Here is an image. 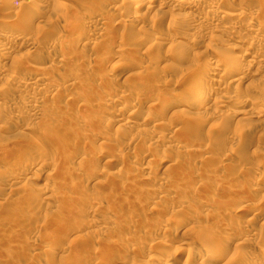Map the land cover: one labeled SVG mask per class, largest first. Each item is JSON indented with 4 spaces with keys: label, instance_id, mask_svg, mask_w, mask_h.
I'll return each mask as SVG.
<instances>
[{
    "label": "rangeland",
    "instance_id": "1",
    "mask_svg": "<svg viewBox=\"0 0 264 264\" xmlns=\"http://www.w3.org/2000/svg\"><path fill=\"white\" fill-rule=\"evenodd\" d=\"M25 1L0 0V35L21 38L0 44V152L9 156L0 160V264H264V116L244 103L264 106L263 66L242 71L250 75L229 109L220 107L235 91L229 71L216 76L226 89L197 106L218 60L250 47L264 60V33L252 28L264 27V0H210L207 12L159 0L141 12L136 0ZM188 12L195 31L182 26ZM118 95L127 97L112 103Z\"/></svg>",
    "mask_w": 264,
    "mask_h": 264
},
{
    "label": "bare ground",
    "instance_id": "2",
    "mask_svg": "<svg viewBox=\"0 0 264 264\" xmlns=\"http://www.w3.org/2000/svg\"><path fill=\"white\" fill-rule=\"evenodd\" d=\"M40 1H42V0H27V1H25V2H27L29 5L30 4H36L37 5V2H40ZM125 1V0H124ZM124 1H122L123 3H125ZM128 1H132V0H127V2ZM137 1V3H136V5H138L137 7H136V9H138V11L139 12H141V10H140V8L142 9V4H141V2H143V4H145V9H153L154 8V5H156V1L157 0H136ZM135 1V2H136ZM253 1V0H252ZM19 2H21V1H19ZM19 2H18V5H17V7H19L20 6V4H19ZM126 2V3H127ZM138 2H140V3H138ZM229 2H230V0H220L219 1V3L217 4V5H219V4H229ZM246 3V1H243L242 0V3ZM99 3H101V2H99ZM231 3V2H230ZM242 3H240V7H241V4ZM258 3V2H257ZM9 4V3H8ZM22 4V3H21ZM28 4H24L25 6L27 5V7H28ZM104 4V3H103ZM214 3L213 2H211L210 0H159V7H160V9H161V7H167V6H169V7H172L173 9H180V8H183V7H189V8H191V9H193V8H195L196 9V7H201V8H203V10H214L213 8H214V5H213ZM23 5V4H22ZM242 5H244V4H242ZM248 5H250V4H248ZM144 6V5H143ZM225 6V8H226V5H224ZM229 6V5H228ZM247 6V5H246ZM6 7V6H5ZM11 7V6H10ZM24 7V6H23ZM30 7V6H29ZM28 7V8H29ZM32 7V6H31ZM140 7V8H139ZM217 7V6H216ZM236 7V6H235ZM239 7V8H240ZM14 8V7H13ZM20 8H22V6H20ZM42 8H44V7H42ZM171 8V9H172ZM222 8H223V6H222ZM258 8V7H257ZM16 8H14V10H15ZM17 9H19V8H17ZM16 9V10H17ZM39 9H41V7L39 8ZM190 9V10H191ZM259 9V8H258ZM257 9V10H258ZM9 10V9H8ZM20 11L22 10V9H19ZM26 11H27V9H25ZM135 10V9H134ZM181 10V9H180ZM183 10V9H182ZM181 10V11H182ZM185 10V9H184ZM187 10V9H186ZM205 10V11H206ZM220 10V9H219ZM233 10V9H232ZM240 10V9H239ZM238 10V11H239ZM256 10V9H255ZM256 10V11H257ZM262 10V9H261ZM10 11H11V9H10ZM19 11V12H20ZM24 11V10H23ZM25 11V12H26ZM138 11H136V12H138ZM234 11H236V10H233V12ZM238 11H236V12H238ZM241 11V10H240ZM37 12V13H36ZM36 14L38 15L40 12L41 13H43L44 12V10L43 11H41V10H38V7H37V10H36ZM161 12V11H160ZM207 12V11H206ZM210 12H212V11H210ZM215 12V11H214ZM17 13V12H16ZM232 13V12H231ZM214 14V13H213ZM226 14V13H225ZM243 14V13H242ZM13 15V14H12ZM227 16H228V18H230V17H233V19H234V17H235V19H236V17H240L241 16V12L240 13H233V14H226ZM257 15V14H256ZM11 16V15H10ZM14 16V15H13ZM16 16V15H15ZM169 16V15H168ZM175 16V15H174ZM177 16V15H176ZM179 16V15H178ZM182 17H183V20H186V23L185 22H181V23H183L182 24V26H184V29L185 30H187V31H189V30H191V31H193L194 30V27H193V25H192V23H197L198 21H199V17L197 16V14L194 16L192 13H190V12H188V13H184V14H182L181 15ZM193 16V17H192ZM251 16V15H250ZM17 17H19L18 15H17ZM204 17V16H203ZM243 17V16H242ZM255 17V16H254ZM175 18V17H174ZM174 18H173V20H174ZM208 18V17H207ZM237 18V19H238ZM241 18V17H240ZM205 19V18H204ZM250 19V18H249ZM251 19H253V18H251ZM177 20V19H176ZM175 21V20H174ZM230 22H232V21H230ZM236 23V22H235ZM234 23V25H231L230 27H229V29L233 32V30H236L237 29V24H235ZM108 24V23H107ZM176 24V23H175ZM198 24V23H197ZM232 24V23H231ZM252 24V23H251ZM263 24H264V22H263ZM40 25V24H39ZM95 26H100V27H102L103 25H105L104 23H103V21H96L95 22V24H94ZM177 25H179V24H177ZM181 25V24H180ZM188 25H190V29H189V26ZM196 25V24H195ZM199 25V24H198ZM198 25H196L195 27H197ZM230 25V24H229ZM1 27V26H0ZM141 28H142V30H147V28H145V27H142V26H140ZM263 27V25H262V23H253L252 24V28L254 29V31L255 32H260V33H264V31H262L263 29H264V27ZM162 28H164V27H162ZM161 28V29H162ZM167 28V27H166ZM180 28H182L181 26H180ZM3 29H4V27H3ZM98 29V28H97ZM160 28H159V31L161 30ZM189 29V30H188ZM197 29V28H196ZM203 29V28H202ZM228 29V30H229ZM4 30H6V29H4ZM163 30H166V29H162V31ZM183 30V29H182ZM181 30V31H182ZM159 31H157V32H159ZM168 31V30H167ZM166 31V32H167ZM184 31V30H183ZM182 31V32H183ZM195 31V30H194ZM227 31V30H226ZM164 32V31H163ZM166 32H164L166 35H168V32L166 33ZM185 32V31H184ZM213 32V31H212ZM228 32V31H227ZM231 32V33H232ZM244 32V31H243ZM262 33V34H263ZM161 34H162V32H161ZM165 34H163V35H165ZM177 34V33H176ZM181 34V33H180ZM183 34V33H182ZM181 34V35H182ZM213 34V33H212ZM258 33H256V35H257ZM261 34V35H262ZM165 35V36H166ZM170 35V34H169ZM173 35V34H172ZM179 35V34H178ZM181 35H179V37L181 36ZM157 36V35H156ZM155 36V37H156ZM175 36V35H174ZM257 36H260L259 34L257 35ZM64 37V36H63ZM66 37V36H65ZM64 37V38H65ZM260 37H263V39H264V34H263V36H260ZM259 37V38H260ZM66 38H68V37H66ZM162 38V36H159L158 35V37H156V42H155V44L153 45V46H151L152 48H157L158 47V45L159 44H161V42H159L160 41V39ZM172 38H174V37H172ZM181 38V37H180ZM234 39H236V35H235V37H233ZM164 39V38H163ZM238 39V38H237ZM262 39V40H263ZM20 40H21V38L19 39V38H13V39H11V40H8V39H6L4 36H2V35H0V44H2V43H4V44H7V45H11L12 43H14L15 41L17 42V41H19L20 42ZM66 40V39H65ZM68 41V40H67ZM241 41V40H240ZM21 42H23V40L21 41ZM262 43V42H261ZM252 45V44H251ZM230 52L229 53H231L232 52V55L234 54V52H236L237 51V53H238V51L240 50V47L239 46H230ZM147 49H149V48H147ZM250 49H251V47H250ZM250 49H246V50H243V52H241V54L239 55V57L238 56H232V57H234V58H232L231 60H234V59H236V61L234 60V61H232L231 62V60L230 61H228L231 57H229V59L228 60H218V62L216 63L217 65H214V67H209L210 68V73L212 74V77H209V80H207V83H206V86H207V90H204V92H203V95L201 96V97H198L197 99H198V101H197V106L198 107H201L202 105H204L205 103H207L206 101L207 100H210V96H212L213 95V93H214V91L215 90H217L218 88H223L224 86H218V88H217V85H219L218 84V81L216 80V76L219 74L220 76H221V74H223V73H221V72H226V71H229V73L230 74H228L227 72V75H225V77L226 76H228V78L230 79V82L228 83V84H230L231 83V85L233 84L234 85V89H235V91L233 92V94H230L227 98H226V100H225V102H224V100H223V102L224 103H222L223 105H220V107H223V109L225 108V110L226 109H229L230 108V106L233 104V103H236L238 100H239V98H237L238 96H240L241 95V92H240V89H241V85H243L242 83L243 82H245L246 81V77H248L247 75H250V74H247L246 76H241L240 74H242L243 72V70H245V71H247L248 69H252L253 67H257V69H258V67H261V66H263V68H264V60H261V59H257L256 60V58H254V57H252V55L253 54H256V55H258L257 53H256V51L258 50L257 48H255L254 47V50H253V52H252V50L250 51ZM255 49H257V50H255ZM120 50V49H119ZM119 50H117V54L120 52ZM257 52H259V51H257ZM199 54V53H198ZM158 56V55H157ZM165 56H167L166 54H165ZM229 56V55H228ZM227 56V57H228ZM254 56V55H253ZM262 56V55H261ZM260 56V57H261ZM260 57H258V58H260ZM263 57V56H262ZM158 58V57H157ZM156 58V59H157ZM7 61V60H6ZM214 64V63H213ZM209 65V64H208ZM211 66H213V65H211ZM4 67V63L0 60V69L1 68H3ZM246 68V69H245ZM116 69V68H115ZM114 70V69H113ZM203 70V69H202ZM117 71H119V70H117ZM197 71V70H196ZM207 71V70H206ZM208 71V72H209ZM119 72H121V74H122V71H119ZM194 72V71H193ZM203 72V71H202ZM196 73V72H195ZM244 73H247V72H244ZM118 74V73H117ZM120 74V75H121ZM205 74V73H204ZM209 74V73H208ZM192 75V74H191ZM194 75H196V74H194ZM197 76H198V74H197ZM204 76V75H203ZM208 76V75H207ZM219 76V77H220ZM118 77V76H117ZM202 76H200V78H201ZM218 77V78H219ZM255 77V76H254ZM203 78H206V75H205V77H202V79ZM105 79V78H104ZM108 79L109 78H106L105 79V81L106 82H108ZM195 79H196V77H195ZM103 80V79H102ZM254 80V79H253ZM42 82V79H38L37 78V80H36V82ZM99 81V80H98ZM202 82H206V81H202ZM221 82V81H220ZM222 83V82H221ZM223 84V83H222ZM227 84V83H226ZM227 84V85H228ZM73 85V84H72ZM221 85V84H220ZM223 85H225V84H223ZM68 86H70V85H68ZM68 86H66V87H68ZM204 86L205 85H202V87L204 88ZM65 89V88H64ZM68 89V88H67ZM70 89V88H69ZM201 89V88H200ZM224 89H226L225 87H224ZM247 89V88H246ZM66 90V89H65ZM222 90V89H221ZM82 90L80 89V92H81ZM87 91V90H86ZM127 91H129V90H127ZM122 92V91H121ZM130 92V91H129ZM247 92V91H246ZM78 93H79V89H78ZM81 93H84V91H82ZM198 93V92H197ZM80 94V93H79ZM78 94V95H79ZM85 94V93H84ZM83 94V95H84ZM121 94H123V93H121ZM136 95H135V99L136 100H139V95L137 94V93H135ZM229 94V93H228ZM82 94H81V96H83ZM87 95V94H86ZM126 95H128L129 96V94H126ZM148 95V94H147ZM156 95V94H155ZM198 95H199V93H198ZM246 95H247V93H246ZM248 95H250L249 93H248ZM117 96V95H116ZM119 96V95H118ZM124 97H127V96H125V95H123ZM122 95L121 96H119V98L118 97H116V98H114L111 102L112 103H117V104H119V103H121V102H124V100L125 99H123V101H122V98H124ZM213 97V96H212ZM226 97V96H225ZM241 97V96H240ZM246 98V97H245ZM251 98V99H250ZM154 99V98H153ZM223 99H225V98H223ZM254 99V98H253ZM181 100H182V98H181ZM184 100H186V98L184 99ZM183 100V101H184ZM255 100V99H254ZM222 101V100H221ZM150 102V101H149ZM153 102V101H152ZM158 102V101H157ZM156 102V103H157ZM188 102V101H187ZM186 102V103H187ZM127 103V102H126ZM135 103V102H134ZM155 103V104H156ZM186 103H184V104H186ZM245 104H247V105H249V106H251L253 109H255V111H254V113L257 115V116H264V106L263 105H258V106H256V104L252 101V97L251 96H247V100L244 102ZM179 104L181 105V102L179 101ZM179 104H177L176 103V107H174V109L173 110H177L178 109V105ZM188 104V103H187ZM186 104V105H187ZM219 104H220V101H219ZM219 104H218V106H219ZM158 105V104H157ZM183 105V104H182ZM192 105H196V102H195V104H192ZM242 105V104H241ZM191 106V105H190ZM246 106V105H245ZM150 107V106H149ZM195 108H197L196 106H194ZM250 107V108H251ZM26 108H28L29 109V107H26ZM27 109V110H28ZM165 109V108H164ZM30 110V109H29ZM136 110V109H135ZM172 110V111H173ZM30 111H32V110H30ZM126 111V110H125ZM174 112V111H173ZM177 112V111H176ZM246 112V111H245ZM241 113H242V111H241ZM240 112H239V114H237L236 112H234V114L236 115H240L241 114ZM247 113H242V115H246ZM129 115H133V113H130ZM248 115V114H247ZM184 124H182V125H185V123H187L186 122V120H185V122H183ZM176 128H179V127H176ZM183 130V129H182ZM180 131H181V129H180ZM179 131V132H180ZM174 132H176V130H174ZM178 132V131H177ZM178 132V133H179ZM172 138V137H171ZM132 141V140H131ZM37 144V146H40V149H41V147H43L42 148V150L44 149V146H45V148H46V143H45V141H43V140H41V139H37L36 137H35V139H34V144ZM49 145V144H48ZM39 148V147H38ZM4 151V150H3ZM1 153V152H0ZM26 156V155H25ZM28 156H29V154H28ZM27 156V157H28ZM26 157V158H27ZM30 157V156H29ZM30 159V158H29ZM29 159H24V160H26V161H28ZM2 162H5L6 160H9V156H8V153L6 154V151H4V154L3 153H1V159H0ZM11 161V160H10ZM67 161H68V159H67ZM40 169V168H39ZM42 169V168H41ZM40 169V170H41ZM37 170V169H36ZM38 171V170H37ZM33 178V177H32ZM32 180V179H31ZM34 181V180H33ZM48 184V183H47ZM263 184H264V181H263ZM175 185H173V187H174ZM45 187H46V185H45ZM47 187H48V185H47ZM50 188V187H49ZM49 188H47V189H49ZM176 188V187H175ZM46 189V190H47ZM174 189V188H173ZM72 194V193H71ZM69 194L68 196H63V199L65 200H68L69 202H70V200H72V201H74V200H76V199H74V198H72V195H74V194ZM51 196V195H50ZM75 196V195H74ZM47 197H49V196H47ZM47 197H45V199L44 200H47ZM52 197V196H51ZM76 197H77V195H76ZM185 198V197H184ZM60 199V198H59ZM62 199V200H63ZM51 198H50V202H51ZM44 202V201H43ZM66 203V202H65ZM64 203V204H65ZM48 204H50V203H48ZM47 204V205H48ZM66 205V204H65ZM205 205V204H204ZM62 206H64V205H62ZM201 206V205H200ZM173 217V216H172ZM255 217V216H254ZM256 218V217H255ZM90 221V223H91V220H89ZM87 223H88V221H87ZM89 224V223H88ZM252 227V226H251ZM250 227V228H251ZM236 228V227H235ZM236 230H238V229H236ZM251 231V230H250ZM202 234V233H201ZM200 234V235H201ZM205 234H207V233H204V235H202V236H205ZM208 235H209V233H208ZM208 235H207V237H208ZM211 235V234H210ZM212 236V235H211ZM252 236V235H251ZM206 237V238H207ZM247 237V236H246ZM210 238V237H209ZM210 239H212V238H210ZM203 240H205V238L203 239ZM207 240H209V239H207ZM214 239H212V241H213ZM228 238H225V240H224V243H227L228 242ZM211 241V242H212ZM193 243L194 242H196V244H198V242H197V239L195 240V241H192ZM205 242V241H204ZM204 242H202V243H204ZM209 242H210V240H209ZM247 242H248V238H244V240H240V241H238L237 243H236V248H238V246H241V245H246L247 244ZM159 243V242H158ZM201 243V242H200ZM163 244V243H162ZM180 244V243H179ZM177 245V246H174L175 247V249L176 250H178V248L179 247H181L180 245ZM185 244V243H184ZM208 244H210V243H208ZM183 245V244H182ZM186 245V244H185ZM202 245V244H201ZM201 245H199V246H201ZM203 245H205V244H203ZM217 245V247L219 248L220 246H221V243H220V245L219 244H216ZM215 245V246H216ZM173 246H172V248H173ZM189 246V245H188ZM190 246H191V244H190ZM207 246V245H206ZM162 247H163V245H162ZM169 247V246H168ZM167 247V248H168ZM171 247V246H170ZM169 247V248H170ZM198 247V246H197ZM209 247V246H208ZM208 247H206V248H208ZM216 247V248H217ZM181 248H183V247H181ZM195 248V247H194ZM221 248V247H220ZM219 248V249H220ZM234 248V247H233ZM174 249V250H175ZM191 249V248H190ZM198 249V248H197ZM200 249V248H199ZM204 249V248H203ZM210 249V248H209ZM213 249V248H212ZM215 249V248H214ZM213 249V250H214ZM219 249H216L215 250V253L219 250ZM192 250V249H191ZM202 250V249H201ZM207 250V249H206ZM205 250V251H206ZM211 250V249H210ZM210 250H209V252H206V253H212V251L210 252ZM190 251V250H189ZM208 251V250H207ZM193 252V251H192ZM197 252V251H196ZM199 252V251H198ZM202 252H204V251H202ZM177 253H179V252H177ZM191 253V252H190ZM173 254V253H172ZM180 254V253H179ZM194 254H197V253H194ZM204 253H202V255H203ZM193 254H191V256H192ZM215 255L216 254H212V256H214V258H215ZM217 255H218V252H217ZM195 256V255H194ZM197 256H199V255H197ZM200 256H201V253H200ZM204 256H205V254H204ZM206 256H207V254H206ZM172 257V256H171ZM209 257V256H208ZM87 258H88V256H87ZM86 258V261L89 259H87ZM182 258V257H181ZM181 258H179L180 260H181ZM188 258V257H187ZM201 258V257H200ZM200 258H199V260H200ZM205 257H203L202 256V259H201V262L199 263V264H205V262L207 261L208 263H209V261H208V259H207V257H206V259L207 260H205L204 259ZM213 258V257H212ZM217 258V257H216ZM215 258V259H216ZM152 259V258H151ZM191 259H193V256L191 257ZM196 259H198V258H195V260ZM211 259V258H210ZM209 259V260H210ZM92 260V259H91ZM177 260H176V258L175 257H172V258H170L169 260H166V262H165V264H174L175 262H176ZM179 261V260H178ZM197 261V260H196ZM89 262V261H88ZM192 262H194V261H191V264H194V263H192ZM213 262H215V261H213ZM76 263H79V262H76ZM85 263H87V262H85ZM164 263V262H163ZM198 263V262H197ZM229 264V263H228Z\"/></svg>",
    "mask_w": 264,
    "mask_h": 264
}]
</instances>
